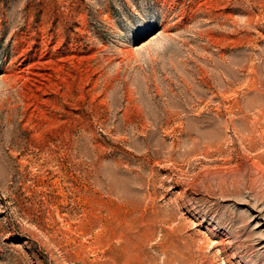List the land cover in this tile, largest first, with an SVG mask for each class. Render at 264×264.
<instances>
[{"label": "rangeland", "instance_id": "374dc122", "mask_svg": "<svg viewBox=\"0 0 264 264\" xmlns=\"http://www.w3.org/2000/svg\"><path fill=\"white\" fill-rule=\"evenodd\" d=\"M0 264H264V0H0Z\"/></svg>", "mask_w": 264, "mask_h": 264}]
</instances>
